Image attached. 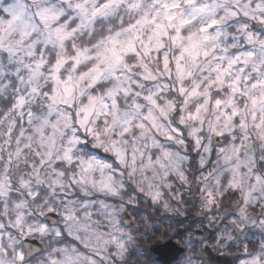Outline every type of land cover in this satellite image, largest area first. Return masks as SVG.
Segmentation results:
<instances>
[{
  "label": "clouds",
  "instance_id": "1",
  "mask_svg": "<svg viewBox=\"0 0 264 264\" xmlns=\"http://www.w3.org/2000/svg\"><path fill=\"white\" fill-rule=\"evenodd\" d=\"M0 264H264V0H0Z\"/></svg>",
  "mask_w": 264,
  "mask_h": 264
}]
</instances>
